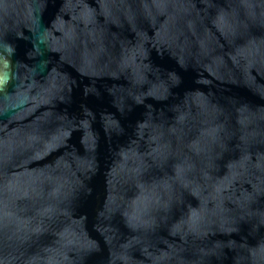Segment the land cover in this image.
<instances>
[{"label": "water", "instance_id": "water-1", "mask_svg": "<svg viewBox=\"0 0 264 264\" xmlns=\"http://www.w3.org/2000/svg\"><path fill=\"white\" fill-rule=\"evenodd\" d=\"M0 264H264V0H0Z\"/></svg>", "mask_w": 264, "mask_h": 264}]
</instances>
